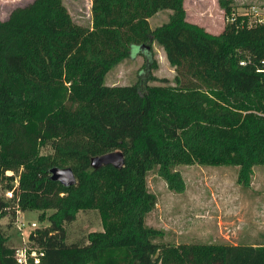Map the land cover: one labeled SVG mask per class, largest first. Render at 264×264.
<instances>
[{
  "label": "trees",
  "instance_id": "16d2710c",
  "mask_svg": "<svg viewBox=\"0 0 264 264\" xmlns=\"http://www.w3.org/2000/svg\"><path fill=\"white\" fill-rule=\"evenodd\" d=\"M89 1V27L62 0H31L0 19V219L11 226L16 210L39 212L47 226L28 234L43 251L38 264H264V242L167 244L144 222L156 202L145 179L153 168L180 193L177 164L236 166L241 187L264 165V24L247 26L233 0H216L226 18L217 34L187 21L183 0ZM160 9L167 19L150 28ZM152 43L173 84L151 74ZM132 45L143 60L136 81L104 84ZM43 145L50 151L40 154ZM114 150L121 167L90 166ZM51 167H69L75 183L49 179ZM85 210L101 230L66 242L65 225ZM12 254L0 226V264H15Z\"/></svg>",
  "mask_w": 264,
  "mask_h": 264
},
{
  "label": "rangeland",
  "instance_id": "374dc122",
  "mask_svg": "<svg viewBox=\"0 0 264 264\" xmlns=\"http://www.w3.org/2000/svg\"><path fill=\"white\" fill-rule=\"evenodd\" d=\"M31 0H0V19L7 16L15 6H23ZM73 22L90 26L89 0H62ZM238 14L248 8H264V0H233ZM185 19L202 26L206 31L217 34L226 18L216 0H183ZM169 9H160L149 17L148 24L153 28L167 19ZM6 18V17H5ZM138 47H130L129 56L114 64L103 78L106 85H126L136 81L142 67V57L135 56ZM156 68L151 74L174 83L175 71L167 63L162 49L152 43ZM149 84H162L151 80ZM42 153L49 147L42 146ZM185 182L180 193L169 190L157 175L156 168L146 174V186L156 198L154 208L145 216L146 225L161 229L163 236L155 242L180 243H227L245 244L264 242V165H254L250 185L241 187L236 183V166L177 164ZM4 193V192H3ZM48 212H50L48 210ZM38 211L19 213V220L35 221L38 227L47 226L37 218ZM6 217L0 219V226L9 234V245L19 243L14 225L6 226ZM25 233L27 228L24 229ZM101 230L99 216L95 210L78 211L75 219L65 225L66 242H81L90 231Z\"/></svg>",
  "mask_w": 264,
  "mask_h": 264
},
{
  "label": "built area",
  "instance_id": "2783aa9c",
  "mask_svg": "<svg viewBox=\"0 0 264 264\" xmlns=\"http://www.w3.org/2000/svg\"><path fill=\"white\" fill-rule=\"evenodd\" d=\"M243 14L247 16V26L264 24V8H256L252 6L248 8L247 12H243ZM228 20H231V18L229 17ZM260 71L264 73V69H260ZM41 150L42 146L40 148V154H45L42 153ZM3 192L4 196H11V191L4 190ZM19 213L20 211L16 210V215L12 222V224L14 225L13 227L17 231V235L19 237V243L13 246L12 257L15 261V264H38L41 257L43 256V251L31 244V242L28 240V234L39 227L36 225L35 221L22 222L21 220H19ZM25 228H27L26 233L24 232Z\"/></svg>",
  "mask_w": 264,
  "mask_h": 264
},
{
  "label": "water",
  "instance_id": "95a60500",
  "mask_svg": "<svg viewBox=\"0 0 264 264\" xmlns=\"http://www.w3.org/2000/svg\"><path fill=\"white\" fill-rule=\"evenodd\" d=\"M89 164L92 168H97L106 164L119 168L123 164V156L121 151L114 150L91 157ZM48 173L49 179L57 181L63 186H70L75 183V177L69 167H51Z\"/></svg>",
  "mask_w": 264,
  "mask_h": 264
},
{
  "label": "crops",
  "instance_id": "0c3cea01",
  "mask_svg": "<svg viewBox=\"0 0 264 264\" xmlns=\"http://www.w3.org/2000/svg\"><path fill=\"white\" fill-rule=\"evenodd\" d=\"M6 17V16H5ZM5 17L3 19H5ZM244 244V243H243ZM245 244H251V245H255V244H260V242H251V243H245Z\"/></svg>",
  "mask_w": 264,
  "mask_h": 264
}]
</instances>
